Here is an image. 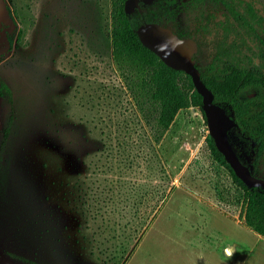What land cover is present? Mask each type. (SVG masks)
Masks as SVG:
<instances>
[{
  "label": "rangeland",
  "instance_id": "rangeland-1",
  "mask_svg": "<svg viewBox=\"0 0 264 264\" xmlns=\"http://www.w3.org/2000/svg\"><path fill=\"white\" fill-rule=\"evenodd\" d=\"M4 1L16 32L0 57V264H124L132 251L128 264H264L263 238L239 242L252 232L208 154L201 104L152 142L112 61L111 0ZM249 1L264 15V0ZM208 10L220 7L194 3L177 26ZM223 106L226 140L254 172L231 133L251 149V124L239 125L233 100ZM173 250H195L196 263L161 258Z\"/></svg>",
  "mask_w": 264,
  "mask_h": 264
},
{
  "label": "trees",
  "instance_id": "trees-1",
  "mask_svg": "<svg viewBox=\"0 0 264 264\" xmlns=\"http://www.w3.org/2000/svg\"><path fill=\"white\" fill-rule=\"evenodd\" d=\"M125 1L111 0L109 43L112 61L127 73V88L156 144L175 114L189 106H200L201 99L187 75L165 66L137 38V30L146 24H158L177 35L173 21L174 0H151L149 4L139 1L138 8L129 14L123 10ZM220 1L228 8L240 9L241 21L237 22L234 17L233 24L227 21L225 25L211 23L208 29L204 26L202 40L197 43L192 60L202 84L212 95V103L222 107L228 115L223 103L233 100L239 125L244 126L245 120L251 124V149L249 141L234 130L231 133L242 145L244 154L253 151L255 171L250 174L264 181V15H259L249 0ZM208 31L210 40L203 38ZM11 37L7 35L9 41ZM180 75H184V82ZM227 141L239 163L245 166L238 150L230 140ZM206 145L210 159L227 172L240 193L244 226L264 239V186L247 188L234 176L211 138L206 139Z\"/></svg>",
  "mask_w": 264,
  "mask_h": 264
},
{
  "label": "water",
  "instance_id": "water-1",
  "mask_svg": "<svg viewBox=\"0 0 264 264\" xmlns=\"http://www.w3.org/2000/svg\"><path fill=\"white\" fill-rule=\"evenodd\" d=\"M141 1L149 4L151 0ZM138 2L139 0H126L123 4L124 12L129 14L137 9ZM0 23L5 26L0 31L1 56L6 54L9 48L6 33L12 32L14 28L4 0H0ZM137 38L140 44L154 54L165 66L175 71H181L189 77L192 87L201 99V110L206 118L213 145L234 176L247 188L263 187L264 181L251 176L249 170L239 163L226 140V132L231 128L232 123L223 110L212 103L211 93L199 78V73L190 59L194 52L193 44L188 40L177 39L169 29L158 24H146L140 27L137 30Z\"/></svg>",
  "mask_w": 264,
  "mask_h": 264
},
{
  "label": "flooded vegetation",
  "instance_id": "flooded-vegetation-1",
  "mask_svg": "<svg viewBox=\"0 0 264 264\" xmlns=\"http://www.w3.org/2000/svg\"><path fill=\"white\" fill-rule=\"evenodd\" d=\"M139 1H141V0H139ZM210 1H212V0H174L173 21H174V31L176 32L177 35H175L171 31L170 32L177 39L188 40L193 44L194 52L192 53V55L190 57L191 60H192V56L196 53L197 43L200 40H202L203 27L204 26L207 25V29H208V27H210L211 23L225 25L227 23V21H230L233 24V23H235L234 17H237V19H238L237 22L239 21V23H240V21H241V10L240 9L237 10L234 8H228V6L224 3H222L220 0H213L214 3H216L220 7L219 11L208 10L202 14H199L196 17H193L191 24H190V27L188 29H182V28H179L177 26L176 18L179 16V14L183 13L186 9L191 7V5H193L196 2L207 3ZM8 13H9L11 20L14 23V28H13L12 32L6 33V39L9 43V48H8L7 52H9V50L12 48V44L14 42V37H15V32H16V30H15L16 22L14 21V17L11 14L10 10L8 11ZM4 28H5V26L0 23V31ZM7 35H12L10 41L8 40ZM203 38H205V39L207 38V40H210L211 39L210 31H208V34L204 35ZM240 55H241V52L239 51V56ZM1 56H3V55H1ZM193 65L195 67L194 61H193ZM250 97H251V95L248 96V98H250Z\"/></svg>",
  "mask_w": 264,
  "mask_h": 264
},
{
  "label": "crops",
  "instance_id": "crops-1",
  "mask_svg": "<svg viewBox=\"0 0 264 264\" xmlns=\"http://www.w3.org/2000/svg\"><path fill=\"white\" fill-rule=\"evenodd\" d=\"M256 236V238H257V240H259V237L257 236V235H255L254 233H251V235H241L240 237H239V239H240V241L239 242H243V241H252V238L253 237H255ZM248 239H251V240H248ZM227 255L228 254H230V256L231 255H235L237 252H235V248H233V247H231V248H229V247H226V248H224V250H223ZM133 252V251H132ZM132 252L131 253H129V257H128V259L124 262V264H128L129 263V261H130V259H131V257H132ZM178 252V254L181 256V254H186V255H192L193 257H191V259H189V260H195V258H196V251L195 250H188L187 252H179V251H175L174 252V250L173 251H166L164 254H163V256L161 257L162 259H168V258H171V259H174V253H177ZM202 252V251H201ZM147 255V257L146 258H148V256H151V255H149V254H146ZM182 256H185V255H182ZM236 256V255H235ZM200 257V256H199ZM180 258V257H179ZM237 258H239V257H237ZM234 259V258H233ZM232 259V260H233ZM240 259V258H239ZM188 260V259H187ZM184 262H186V259H185V257H183V260H179V261H177L176 263L177 264H183ZM195 263H196V260H195ZM210 264V259L208 260V261H206V260H204V263L203 264ZM160 264H162V263H160Z\"/></svg>",
  "mask_w": 264,
  "mask_h": 264
}]
</instances>
